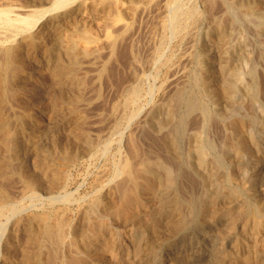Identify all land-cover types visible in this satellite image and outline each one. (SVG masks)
Listing matches in <instances>:
<instances>
[{
	"label": "bare ground",
	"instance_id": "bare-ground-1",
	"mask_svg": "<svg viewBox=\"0 0 264 264\" xmlns=\"http://www.w3.org/2000/svg\"><path fill=\"white\" fill-rule=\"evenodd\" d=\"M158 1L160 2V0H29V2L32 5L31 6L32 8L31 7L28 8L27 5L25 7L22 6L23 3L20 2V0H19L17 2L22 3V5H20V3H19V5H5V6H1L2 4L0 5V218L6 217V220L7 219L9 220V219H12L11 217L13 214H15V216L17 215V213L19 214L21 208L18 207L19 205L17 204V201L20 198L19 196L23 195L25 192H31L32 196L35 198L36 193L38 192V191L36 192V190H38V188L42 189L43 193L42 192L41 193L43 194V198L48 201L46 204V207L41 209V211H38V212L36 211L35 213H32V215L30 214L29 217H27V215H26L25 217H27V218H26L25 222H23V220L21 221V220H18L16 218V221L14 222V224L12 226L13 228L11 227L9 237L4 241V245H3L4 258L2 260L3 264H104V260H106L107 258L118 259L119 258L118 256H120V255H126V257H122L125 259L123 261H120L117 264H144V263H141L142 258H139V256L141 257L142 251H144L145 248L147 247L144 244L142 245L141 239H143V238L136 239V235L133 232L134 235L129 236V239L127 238L128 241L125 242L123 237H122L123 236V229L120 226L123 225V227H125V226L133 225L136 227V225L138 223L142 222V225L145 223H148L149 226H147V227H149V229L155 234H158L161 230H163V229H160V226H162L159 224L160 219H159V221L156 219L157 217H155V219H154L153 213L152 212L149 213V211L151 210V207L153 208V204L155 202L161 201V197H159V194H161V193L158 194V190H157L158 188H160L159 186L172 185V184H174L175 181L178 180V176H181V175H183V177H184L183 180H185L186 176H187V178L189 180H191V182L189 181V183H191L190 185L192 186L191 188H188V187H185L184 184H182L180 186V183H179V190L184 191L182 193H186V195H187L185 203L190 205L192 207L191 209L194 210V214L191 215L193 217H192L191 223L188 225V229L191 230V227L194 224H196L195 222H197L198 219H200V218L206 219V218H210V216L215 217L218 214L219 211L216 209L214 210V208L211 207L213 205V203H212V205L211 204L208 205V207L205 209L200 206L199 199H198L197 195L194 193L195 188L193 187V185H195V184L198 185V183L200 184V182H199L200 179H198L199 180L198 181L197 178L202 173L198 170H195L194 167H193L194 171H196L197 173L200 172L199 176L196 175L197 173L193 174L194 172L192 173L191 170H190L191 173L186 172L187 171L186 169H188V168H186V164H187L186 158L188 157V154L190 153L191 149H197L199 156H200V154L201 155L203 154V155L207 156L209 159H211L210 163H212L211 164L212 169H213L214 173L217 175L218 173L220 174L219 171L221 169L226 167V162H225L226 158L224 155L227 154L226 153L227 151L230 153H233L234 157L236 159V162H238L239 161L238 159H240L241 154L244 153L245 151L249 150L248 149L249 143L255 142V141H252L253 140L252 137H251L252 140L249 139V137H248L249 130H250L248 123H250V122L245 123L243 120L240 121L241 134H238V136H235V137L232 136V139L230 140V142H227L226 140L223 142V140H224L223 139L218 144L214 143L212 141V138L211 139L209 138V137H212L211 136L212 134L209 136L208 132H210V131H208V130L210 128H212V126H214V124L219 129L218 130L219 133L221 131L226 132L229 130L228 127L231 124L228 125V116L226 118L222 117L224 115V112H226V114L227 113L230 114L229 119L233 118L231 116V113H233L234 110L235 111H242V113L244 112L245 117H247V118L249 117L248 119H252V115L255 113V112L252 113V111L254 109L251 110L253 105L254 106H256V105L263 106V109H264V82H263L264 80L263 81L259 80V74H261V73H259V69H258L259 63L256 61V59L253 56H251L250 64L248 63V60H246L248 65L246 67H244L245 71L242 72V70H241V71H239L238 74H237V70H238L237 67H239V65L236 68H233L234 65L233 66L231 65V62L234 59L233 57L235 56L234 50H235V44L237 42V39H242L244 44H245L247 41V38H249L250 35L252 38H255V40H257L261 36L262 37L264 36V22L261 21L262 15H264V0H200V6L202 7L201 10L198 6L199 4L198 5L192 4L191 7L188 6L189 8L187 7V9H186L185 6H184V8H180V5H179L180 0H164V9L163 10H166L168 12V17L166 19L164 18V22H161L163 32L164 33L166 31L170 32V30L172 29V27H170V26L174 25L173 26L174 28H173L172 32H170L169 35H171V33H172L173 37L174 38L177 37L181 44L183 43L184 39L186 38L190 41V42L187 41L189 46H190L189 43L192 42L193 46L194 45H195V47L198 46V48L202 47L203 48V58L200 59V57H199V59H197V56H195V54H194L195 51L190 50L191 53H189L190 51L187 50V51H189L187 53L188 54V57H187L188 62H189V64L191 63L192 66H194L193 65V63H194L195 67H191V68L189 67V69L186 70V72H184L185 74H183V75L181 73V72H183V71H181L182 69L179 68V69H181L180 70L181 76L177 75L179 72L176 73V75L174 77L172 76L173 79L169 83L170 84L169 89L167 87L168 91L166 90L167 92L166 91H165L166 93L164 92L166 94V97L163 96L164 98L159 104L157 102L158 106L160 104L164 105L163 107H165V108H163V109H166V107L168 108L169 113H167V114L169 115V117L167 120L170 124V128H168L167 130H164L163 129L164 126H161V128L164 130V132H163V130H159L160 128H158V129H155V130H159L158 133H148V131H147L148 128L146 125H147V119L150 118L149 117L150 113H149V114H146L147 116L145 118H143L142 121L138 120L140 123L138 124L136 130H134V129L132 130L134 132L128 133V135H123L124 132L122 131L123 132L122 138H123V142L125 143V148H123L124 149L123 152L120 153V154H122L121 156H119V157H122L121 160L117 164L116 163H115V165L113 164V166H115L113 175L110 173L112 175V178L109 179L107 183H104L105 185L103 184V186L96 192V194L93 197L90 198L89 201H87L86 203L84 202L83 204L80 203L81 205L78 206V208L76 210L77 214H76L75 222L73 221L74 218L71 219L74 211L72 212L73 208L71 207L70 202H69L70 198L69 197H68L69 199L66 198L67 195L59 196L58 195L59 193H57V191H58L57 189L62 184L56 178H53L51 180L50 176H49V178L51 181L49 183H47V182L45 183V178H44L45 174L44 173H47V171H45L43 173V175L41 173L48 166L49 167L53 166V164L56 163L60 158V157L57 158L52 154L53 150L61 147L56 136H52V139H50L51 143L49 144V142H47L48 143L47 146L43 145L40 141V139H42V136L44 134L54 135L56 125L54 126V124H52L50 126H46L47 123H45L44 119H41L42 122H37L38 120L36 122L35 121L33 122V120H35L34 119L35 117H34V115L31 114V111H29L31 114L29 116L27 113L26 114L22 113L21 109L18 110L17 107H14V108H17V110L14 109L12 105L15 103L11 104V102H12L11 100H13V98H14L13 96L17 95L18 90H22L23 87H25L27 84H29V82H31L32 71L34 69H37L35 67L37 65H43L47 68V71L50 70L51 73H49V74H51L50 75L51 77L53 76V79H54L53 82L55 83L54 84L55 87H53V88L56 89L55 96L52 95V96H54V98H53V101L51 102V105L53 104L52 105L53 115H51L52 111L49 110V112L50 111L51 112H50L48 118L49 117L51 118V116L53 118H55V124H56V123H58L57 121L59 120V118L64 117L66 124L68 123V125L71 129V130L68 129L69 133L71 132V135L69 134L70 135V137H69L70 143L69 144H71V147H70V149L68 148L70 153H71L70 160L75 161V159L79 158L80 156L84 157L88 154L93 153L95 150L98 151L99 148L101 149L102 147H106L108 145L106 138L100 134L99 135L93 134V132H91L87 128V123H88L87 121L91 120V116H90V119L86 120V118H89V116L86 117V115H88V114L85 115V117H86L85 118L84 115H82V113H81V110H80L81 105L84 104V106H87V105L89 106V104L91 103L90 99L86 98L88 96L85 95V92L92 90L93 92H95L96 96L101 95V94H99L100 91L96 86H98V84L100 82L102 83L103 80H106V77H105L106 69H108V68H110V66H112V64H113L112 61H114L117 64L120 62L119 60L121 59V57H120L121 55L117 53V51H119L118 47L120 46V42L121 43H123V42L127 43L126 40L125 41H122V40H124L125 37L127 38V36H129L128 34L131 31L132 27H134L135 24H137V22L139 23V21H141V19L140 20L138 19L139 21L135 22V24L133 26L134 20L137 19L136 15L140 11H146L149 8H151L152 6H156ZM24 2H26V1H24ZM193 2L196 3V1H193ZM193 2H191V3H193ZM5 3H6V1H5ZM45 3H47L49 6L43 7L42 5ZM121 6L123 9L121 8ZM159 6L161 8L162 5H159ZM114 10L117 11V14L115 16L113 15V17H112V13H116V11L114 12ZM151 10H149V11H151ZM84 12H88L90 14L89 20H91V19H92V21L96 20L100 23V26H99V23H98V26L100 27V29L102 28L101 29L102 30V32H101L102 37L98 38L95 34L96 32L94 33V30L91 29L92 27L90 28L89 26H86V25L80 26L79 24H75L74 27L72 28L71 33H69V35L66 33L65 36L67 38L65 39L62 36L63 26H65V27L69 26L71 24V22L73 21V19L79 18L78 16L80 14H83ZM140 13L143 14V12H140ZM256 16L261 17V18L259 17L261 23H257L256 21L252 20V18L254 19V17H256ZM80 18L78 19L79 21H80ZM82 20H84V19H82ZM147 20H148V17H147ZM248 20H250V22L252 24L249 23ZM257 20H258V18H257ZM247 22L249 23L248 25H246ZM258 22H259V20H258ZM142 23H143V17H142ZM148 23L149 22L147 21L146 24H148ZM161 23H159V24H161ZM149 24L152 25V23H149ZM138 25H136V26H138ZM70 27H71V25H70ZM139 27H140V25H139ZM158 28H160V27L158 26ZM169 28H171V29H169ZM64 31H67V30L65 29ZM149 31H150V27H149ZM132 32H130V33H132ZM156 32H157V30H156ZM161 33H162V31H161ZM152 34H151V32H149L148 36L152 35ZM154 35L155 34H153V37H155ZM164 35H166V34H164ZM172 35H171V37L169 36L170 39L172 38ZM158 36H159V33H158ZM61 37L64 38L65 40L64 39L62 40ZM134 37L136 39V36H134ZM150 37L152 38V36H150ZM200 37H201V39H200ZM129 38H131V37H129ZM133 39H132L131 44L130 45L128 44L129 46L125 45L126 48L120 47V51H121V48L124 49V51H122L121 54L127 58L126 59L123 57L122 60L126 59L127 63L125 64V62H124L123 65L125 64V66L122 65V67L124 70L127 69V75L125 74L127 77V80H125L126 78L124 80H125V82L129 81V84H126L121 88H120L121 85L120 86L118 85L119 86L118 90L116 88L117 85L115 86V84L114 85L112 84L116 88L117 92L119 91V94H117V96L115 95L117 92L116 93H115V91L113 92L114 89H112V91H110L111 93L112 92L115 93L114 98H117L116 99L117 101H115L114 103L111 102L112 106L110 107L111 113L114 115V118H115V120H114L115 123L114 122L112 123V124H114V126L112 128V132H116V133L119 130H121V128L124 125L129 124L134 118H136V116H138V115H136L138 113V110L134 108V104L140 98V96L142 94L141 93V91H142L141 87H143V85L141 86L142 78L139 75L138 69L142 68L144 63L148 62V64H149L150 61L152 62L154 60L153 58H155L156 56L160 57L162 55V53H161V55L159 56V54L162 50V47L165 43V40H166V38L162 35V37L160 38L159 44L157 45L156 43H157L158 39H156V42H155L156 47L153 51L154 53L151 55L150 58L146 57L149 59L144 61L145 58L143 59V57L140 55L141 53L139 52L140 46H142V45L140 44V42H138V43L134 42L135 39L134 40ZM139 40H142V38ZM153 40H152V42H154ZM200 40H201V42H200ZM150 42H151V40H150ZM142 43H143V41H142ZM152 44L154 45V43H152ZM122 45H124V44H122ZM150 46H152V45H150ZM189 46H187V47L189 48ZM239 46H241V45H239ZM251 46H252V44H251ZM166 49H168V48H166ZM191 49H193V47ZM241 49H243V48H241ZM256 49H258V48H256ZM260 49H261V47H260ZM152 50H150V51H152ZM192 52H194V53H192ZM241 52L242 51H240L239 53L242 54ZM116 53L118 55H116ZM166 53H164V54H166ZM104 54L106 55L107 59H104L105 57L103 58ZM145 54H149V53H145ZM164 54H163V56H165ZM262 54H264V53H262ZM39 56H41V57L39 58ZM117 56L120 57L119 60L117 59L118 58ZM181 56H182V54H181ZM246 56H248L247 53H246ZM255 56H257V55H255ZM260 56H259V58H260ZM115 57H117V58L115 59ZM262 57H263V55H262ZM162 58H160V59H162ZM109 62H112V64ZM115 63L113 65H116ZM257 63H258V66H257ZM106 64H110V66L108 67ZM146 65H144V66H146ZM173 65L174 64H172V66ZM106 66L108 68H106ZM154 66H156V65H154ZM263 66H264V64H263ZM93 67H96V69H94ZM112 67H114V66H112ZM116 67H117V65H116ZM122 67H120L121 69H119V70H123ZM124 67H126V69ZM118 68H119V66H118ZM173 68H174V66H173ZM173 68H170V69L173 71ZM39 69H40V67H39ZM41 69H43V68L41 67ZM112 70L114 71V70H116V68H113ZM112 70L110 72H113ZM119 70H117V72H115V73L119 74V72L120 73L123 72V71L121 72ZM174 70H175V68H174ZM183 70L185 71V69H183ZM38 71H37V73H39ZM125 73H126V71H125ZM158 73H160V72H158ZM233 74L234 75L237 74V76H236V79L234 78L235 80L232 79L233 80L232 81L231 75H233ZM107 75H108V73H107ZM113 75L114 74H112V77H113ZM119 75L122 76V74H119ZM119 75H118V77H120ZM143 75H144V73H143ZM113 78H114V81L117 80V78L115 76ZM107 79H109V77ZM160 79L161 78H159V80ZM118 80H123V78L122 79L119 78ZM146 81H147V79H146ZM32 82H31V85H32ZM238 82L242 83V87H243V83H244V85L246 87V91H245L244 95L239 93L238 84H237ZM115 83H116V81H115ZM117 83H119V82H117ZM109 84L111 86V80L107 83L108 86H109ZM113 86H111V87H113ZM149 90H151V88ZM152 90H151V92H152ZM143 92H144V90H143ZM149 93H150V91H149ZM145 94H147V93H145ZM110 95L112 96V94H110ZM96 96L94 98H96ZM150 96H151V94H150ZM20 98H22V97H20ZM88 98H90V97H88ZM97 98H99V97H97ZM16 99L17 98L15 97V100ZM143 99H145V98H143ZM22 101L23 100L21 99V102ZM17 102H16V104H17ZM23 102H25V100ZM93 103H95V101ZM93 103H92V105H93ZM106 104H104V105L106 106ZM109 104L110 103L108 102V105ZM210 105L212 106V110L214 108L215 113L211 112V106ZM46 106H47V104H46ZM49 107H50V105H49ZM147 107H148V105H147ZM21 108H22V106H21ZM41 108L43 109V107H41ZM88 108L90 109V107H88ZM102 108H105V107H102ZM160 108H162V107H160ZM183 108L185 110H184V113L182 114L181 110ZM47 109H49V108H47ZM86 110L87 109H84V111H86ZM99 110L101 111V107H100V109H97V111H99ZM89 111H90V114L93 111L95 113L96 109L95 110L93 109V111H91V110H89ZM24 112H25V110H24ZM35 112H34V114H36ZM108 112H110V111H108ZM212 113H214V115ZM37 114H38V112H37ZM167 114H165V116ZM238 114H240V113H238ZM40 115H39V117H40ZM47 115L48 114H46V117H47ZM94 115H96V114H94ZM110 116H112V115H110ZM43 118H45V116ZM141 118H138V119H141ZM64 119H62L61 122ZM99 119H101V117ZM105 119L103 118V120H105ZM151 119H153V116ZM159 119H160V117H159ZM97 120H98V117H97ZM155 120H157V119H155ZM138 121H136V122H138ZM255 121H256V119H255ZM229 122H230V120H229ZM49 123H50V120H49ZM95 123H97V122H95ZM95 123L93 122V124H95ZM103 123L104 122H102V124ZM59 124L61 125L60 122H59ZM93 124H91V125H93ZM153 124H155V123H153ZM234 125H236V124H234ZM234 125H232V126L234 127ZM232 126H230V127H232ZM62 127H63V125H62ZM95 127H97V126H95ZM109 127H110V125H109ZM167 127H168V125H167ZM187 128H192V130L189 133H186L187 131H184V130ZM101 129H103V128H101ZM160 131H162V132L159 133ZM236 131L238 133V130H234V132H236ZM67 132L68 131H66V133ZM101 132H102V130H101ZM146 132L148 134L147 135L148 137L144 136V133L146 134ZM214 132H216V131L214 130ZM106 133H109V132H106ZM216 134H217V132H216ZM228 134H229V132H228ZM214 135H215V133H214ZM222 135H223V133H222ZM186 137L190 141L195 138L196 140L194 139L195 140L194 142L197 144L198 147H196L194 145L195 148H193L194 146H192L193 144L191 143L192 145H190V146L186 145L187 147L184 145V147L182 148V141L181 140H184V139L186 140L187 139ZM230 137H231V135H230ZM227 138L229 139V137H227ZM219 139H221V138H219ZM191 142H193V141H191ZM23 145H25L24 147H26V148H22ZM253 145H254V143H253ZM110 147H112L111 144H110ZM185 147L188 150V152L185 151ZM61 150L62 151H60V149H59V151L63 155H65L64 152L66 150V147L65 146L61 147ZM104 150H105V148H104ZM33 151L35 152L34 155H37V159L39 161L38 166L34 165L35 168L38 167L40 169V172L38 174H34L35 172L32 173V171H30L29 169H26V168H28V166L26 167L28 162L25 165V162L29 159V158L28 159L26 158V155L30 154V152H33ZM116 153L118 154V151H116ZM116 153H113V154L115 155ZM247 154H249V153H247ZM106 155H107V153H106ZM112 156H111V158H112ZM226 156H228V154ZM95 157H96V155H95ZM107 157H110V154H109V156L107 155ZM116 157H114V158H116ZM257 157L259 159L256 158V160H257L256 162H259L260 165H261V163H264V154H260ZM25 158H26V161H25ZM33 158H34V156H33ZM200 158H201V156H200ZM66 160L70 164L71 161H69V159H66ZM232 160L235 161L234 158ZM232 160H230V161L232 162ZM203 161H204V159H203ZM185 162H186V164H185ZM210 163H209V165H210ZM237 164H239V162ZM31 165H33V164H31ZM31 165H29V166H31ZM188 165L190 166V164H188ZM191 165H193V164H191ZM194 165H196V164H194ZM246 165H247V163H246ZM246 165H245V167H246ZM189 166H187V167H189ZM198 167H199V165H198ZM198 167H196V168H198ZM207 167H208V165H207ZM257 167L260 168V166H258V165H257ZM61 171H63V170H61ZM210 173L211 172H209V175H211ZM205 174L203 172V174L200 177L203 178V175H205ZM229 174H231V173H229ZM243 174H244V169H243V171L239 170L238 175H240V177H241ZM58 175H59V173H58ZM246 175L248 176V174H246ZM219 176H218V178H219ZM253 176H254V174H252V177ZM206 177H208V176H206ZM248 178H249V176H248ZM242 179H244V178H241V181H242ZM205 180H203V182L204 181L207 182V179H205ZM227 180H228V178H227ZM231 180H233V178H231ZM238 180H240V179H238ZM245 180H247V179H245ZM236 181H237V179L235 180V183H236ZM250 181H251V179H250ZM69 182H70V180H69ZM218 182L221 185L225 186L224 180L220 179V180H218ZM237 182H239V181H237ZM231 183H233V182H231ZM100 184H102V183H100ZM229 184L230 183H228V185ZM239 184H240V182H239ZM247 184H249V183L247 182ZM233 186H234V184H233ZM240 186H242V185H240ZM249 186H250V184H249ZM177 188H178V186H177ZM220 189H222V188H218V190H220ZM205 190H207V189H205ZM234 190H235V188H234ZM64 191H65V189H64ZM231 191H233V189ZM231 191L230 192L227 191L229 193H232L231 199L234 201H238L240 197L237 199L236 194L238 196H239V194L236 191H233V192H231ZM174 193H176V192H174ZM32 196H30V197H32ZM38 196H40V195H38ZM68 196H69V194H68ZM162 196L164 197V195H162ZM39 198L40 197H38L37 199H39ZM43 198H41V199H43ZM64 198H66V200ZM169 198H171V197H169ZM199 198H200V196H199ZM220 198H222V197H220ZM245 198H246V196H245ZM33 199H32V201H33ZM174 199H176V198H174ZM39 200H38V203H39ZM179 200H181V198H179ZM76 201L79 202V200H76ZM82 201H84V200H82ZM248 201H249V199H248ZM170 203L174 204V206H175V203H173V202H170ZM75 204H76V202H75ZM187 204H185V205L187 206ZM258 204L259 203H257V205ZM261 204L262 203L260 202V205ZM78 205H79V203H78ZM160 205L161 204L157 205V206H159L158 208H160ZM163 205H165V204H163ZM214 205H215V203H214ZM222 205H224V204L222 203ZM222 205L221 206L219 205V206L222 208V207H224ZM27 206H29V205H27ZM157 206H155V207H157ZM229 206L230 205H228V209H229ZM183 207H184V205H183ZM183 207L182 206L180 207L181 211L184 209ZM254 207H256V206H254ZM25 208H27V207H25ZM31 208H32V206H31ZM34 208H36V207H34ZM225 208H227V207H225ZM170 209H173V208H170ZM255 209H253V211ZM175 210L173 209L172 211H174V213H175ZM219 210H221V209H219ZM172 211H170V213ZM239 211H238V213H239ZM256 212L260 213V209L259 210L257 209L255 212L248 213L245 216V218L247 220L246 226L251 228L253 231H254V229L258 231L257 234L254 233L255 235H253L252 242L249 243V241H251V240L246 242L245 234L243 236V234L240 233V234H242V236H239L236 239V241H237L236 244H234V246L232 248H230V250L231 249L232 250L229 253L226 252L227 254L222 253L224 250L223 251L219 250L220 253H219V255L217 254L218 256H217V258H215V261L213 264H262V262H264V256H263L264 254H261V256H260V251H263V248H264V221H263L264 217L261 220L260 219L261 217L259 218L258 214H256ZM154 213H156V212H154ZM183 213H184V211H183ZM238 213H237V215H238ZM176 215H177V218H180V216H178L177 213H176ZM181 215H185V216H183L184 219L190 217V216L186 217V214H182V213H181ZM109 216H112L114 218V221H115L114 226H110L112 224V222H110ZM164 216H165V213H163L161 217H164ZM232 217L233 216H231V218ZM234 218H236V217H234ZM234 218H233V220H234ZM22 219H24V218H22ZM70 219L72 220V222L70 221ZM175 219H176V217H175ZM165 220H167V219H165ZM181 220H183V219H181ZM226 220H228V219L226 218ZM111 221H112V219H111ZM9 222H10V220H9ZM176 222L178 223V221H176ZM209 222H210V220H209ZM168 223H170V222H168ZM173 223L175 224V222H173ZM234 223H235V221H234ZM234 223L232 226H234ZM244 223H245V221H244ZM167 224H164V225H167ZM241 224L242 223H240V225ZM5 225H7V223H5ZM186 225H187V223H186ZM196 225H198V224H196ZM229 226H227V227H229ZM244 226H242V227L240 226L239 229L243 228ZM147 227L146 228L142 227V228L144 229V231H147V230H149V229H147ZM199 227H201V226H199ZM174 228H176V226H174ZM174 228H172L173 230H171V229L170 230L176 231L177 228L176 229H174ZM186 228H187V226H186ZM231 228H229V229H231ZM0 229H2L1 226H0ZM133 229H135V228H133ZM143 229L140 230V237H141L142 233L144 234ZM179 229L181 231V227H178V232H180ZM6 230H8V229H6ZM130 231H132V230L130 229ZM196 231H197V229H196ZM231 231H235V229L231 230ZM148 232H150V231H148ZM191 232H193V231H191ZM200 232H201V230H200ZM250 232H252V231H250ZM3 233H4V231H3ZM3 233H2V235H3ZM148 236L151 237L153 235H148ZM157 236L158 235H156V238L159 237V236L158 237ZM217 236H220V235H217ZM229 236L230 235H228L227 240H229ZM3 237H5V236H3ZM219 238H221V237H219ZM231 239H233V238H231ZM247 239H249V238H247ZM201 240H202V237H201ZM204 242H205V240H204ZM218 242L220 243L221 241H218ZM223 243H224V241H223ZM185 244H187V243L185 242ZM221 245L218 247H221ZM156 246L159 247V245H156ZM179 247L180 246L178 244H175L173 247L168 249L169 253L166 254L164 252L166 254L165 255L166 257L164 259L166 261L165 264H172V263L178 262V260H180L176 256H174V253H173ZM152 248H153V245H152ZM201 248H203V247H201ZM124 250H125V252H124ZM149 250H151V248H149ZM225 250H227V249H225ZM151 251H154V250H151ZM180 251L183 255V257L181 256V258H183L186 263H188V264H200L202 262L201 255L198 251H193L191 253L190 249L188 250V248H185V247L181 248ZM122 252H124V254H122ZM154 252H157V251L155 250ZM160 253H161V251H160ZM214 254H215V252H214ZM148 255H150V254H148ZM152 255H154V254H152ZM180 255L181 254H179V256ZM145 256H147V255H145ZM1 258H2V256H1ZM211 259H213V258H211ZM106 262H108V261H106ZM180 262H181V260H180ZM105 264H107V263H105ZM206 264H209V263H206Z\"/></svg>",
	"mask_w": 264,
	"mask_h": 264
},
{
	"label": "rangeland",
	"instance_id": "rangeland-1",
	"mask_svg": "<svg viewBox=\"0 0 264 264\" xmlns=\"http://www.w3.org/2000/svg\"><path fill=\"white\" fill-rule=\"evenodd\" d=\"M5 1H6V3H5ZM9 1V2H8ZM17 1H19V0H1L0 1V5L1 6H5V5H19V3L20 2H22L23 3V5H22V3H20V5H22V6H28V8L29 7H31L32 5H31V3L29 2V0H20V2L18 3ZM24 1H26V2H24ZM193 1H196V3H194ZM199 1V2H198ZM9 4H8V3ZM182 2V3H181ZM191 2H193V3H191ZM12 3V4H11ZM18 3V4H17ZM160 3V4H159ZM180 4V8H184V6L186 7V9H187V7L189 6V7H191L192 6V4L194 5V4H196V5H198L199 6V8H200V10L202 9V7L200 6V0H180V2H179ZM30 5V6H29ZM158 5V6H157ZM159 5H162L161 6V8H160V6ZM43 7H47V6H49L47 3H45V4H43L42 5ZM188 7V8H189ZM32 8V7H31ZM121 8H122V6H121ZM123 9V8H122ZM152 9V10H151ZM164 9V0H160V2L158 1V3L156 4V6H152L151 8H149L148 10H146V11H140V12H143V14L142 13H140V12H138V14L136 15V20H134V23H133V26H134V24H135V22H137V21H139L140 19H141V21H139V23L137 22V24H135V26L134 27H132V29H131V31L130 32H132L133 30V32L132 33H130L129 32V36H127V38L125 37L124 38V40H122V41H127V43L126 42H123V43H121L120 42V46L118 47V50L119 51H117V53L118 54H120L119 56L121 57V59H120V57L119 56H117V57H115V59L117 58L120 62L117 64V63H115L114 61H112L113 62V64L115 63L116 65H117V67H116V65H113L112 64V62H109V63H111L112 64V66H114V67H112V66H110V64H106L108 67L110 66V68H108L107 66H106V68H108V69H106V73H105V77H106V80H103V82L101 83H99L98 84V86H96L98 89H99V94H101L100 96L98 95V96H96V94H95V92H93L92 90H90V91H87V92H85V95L86 96H88V97H90V98H88V97H86L87 99H90V101H91V103L89 104V106L87 105V106H84V104L83 105H81V113H82V115H84V117H85V115L86 114H88V115H86V117H88L89 116V118H86V120H88V119H90V116H91V120H88L87 122V128L91 131V132H93V134H97V135H102L103 137H105L106 138V141H107V143H108V145L106 146V147H102L101 149L99 148V150L98 151H94L93 153H91V154H88V155H86V156H84V157H79V158H76L75 159V161H71L70 160V156H71V153H70V151H69V149H70V147H71V144H69L70 143V135H71V132L69 133V130H71L70 129V127H69V125H68V123L66 124V122H65V119H64V117L63 118H59V120L57 121L58 123H56L55 124V118H53L51 115H53V110H52V105H51V102L53 101V98H54V96H55V93H56V89L55 88H53V87H55V83L53 82L54 81V79H53V76L51 77L50 75L51 74H49V73H51L50 72V70H48L47 71V68L45 67V66H43V65H37L35 68H37V69H32L33 71H32V75H31V82H32V85H31V82H29V84H27L25 87H23V89L22 90H18V93H17V95L16 96H13L12 98H13V100H11L12 102H11V104L12 103H15V104H13L12 106H13V108L14 107H17L18 108V110L19 109H21V112L22 113H27L29 116L32 114V115H34V119L35 120H33V122L35 121H37V122H42V120L41 119H44V121H45V123H47L46 124V126H50V125H52V124H54V126H55V134L54 135H51V134H44L43 136H42V139H40V141H41V143L43 144V145H46L47 146V142H49V144L51 143V140L50 139H52V136H56V138H57V140H58V142H59V144H60V146L61 147H66V150H65V152H64V154L65 155H63L60 151H62L61 150V147L60 148H57V149H55V150H53V155L55 156V157H57V158H59V160L56 162V163H54L53 164V166H48L47 168H45L44 170H43V172H41L42 173V175H43V173L45 172V171H47V173H44L45 175H44V178H45V183L47 182V183H49L53 178H56V179H58L59 180V182L62 184V185H60L59 186V188L56 190L57 191V193H59L58 195L59 196H65V195H67L66 196V198H68L69 199V202H70V205H71V207L73 208V210H72V212L74 211V213L72 214V217H71V219H73V221L75 222V219H76V214H77V208H78V206H80L81 204H83L84 202L86 203L87 201H89L90 200V198L91 197H93L95 194H96V192L103 186V184L104 183H107L108 182V180L109 179H111L112 178V175H113V172H114V167L115 166H113V164L115 165V163L117 164L120 160H121V158L122 157H119V156H121L122 154H120V153H122L123 152V148H125V143L123 142V135H128V133H132V132H134V131H132L133 129L134 130H136V128H137V126H138V124L140 123L139 121L141 120L142 121V119L143 118H145L147 115L146 114H149L150 113V118H148L147 119V131H148V133H158V131L159 130H167L168 128H170V124H169V122H168V117H169V115L167 114V113H169V110H168V108L166 107V109H163V108H165V107H163L164 105L163 104H160L159 106H158V104L163 100V98L164 97H166V92L168 91L167 90V87H168V89H169V83L171 82V80L173 79V77L176 75V73H178L177 75L178 76H181V73H182V75L183 74H185L184 72H186V70H188L189 69V67L191 68V67H195V64L193 63V65L194 66H192V64L190 63L189 64V62H188V52L191 50V51H195V53L194 52H192V53H194L195 54V56H197V59H199V57H200V59L201 58H203V48L202 47H199L198 48V46H196L195 47V45L193 46V44H192V42L191 43H189L190 44V46L188 45V42H190L188 39H184V41H183V43L181 44L180 42H179V39L177 38V37H173V35H172V33H171V35H172V38L170 39V37H171V35H169L170 34V32H172V30H173V26L174 25H171L170 27H172V29L171 28H169V29H171L170 30V32L169 31H166L165 33L163 32V30H162V23L161 22H164V18L166 19L167 17H168V12L166 11V10H163ZM149 10H151V11H149ZM116 10H114V12H115ZM155 11V12H154ZM161 11V12H160ZM163 11V12H162ZM165 11V12H164ZM113 12V11H112ZM160 12V13H159ZM86 13V14H85ZM151 13V14H150ZM117 14V11H116V13H112V17H113V15L115 16ZM155 14V15H154ZM160 14V15H159ZM165 14V15H164ZM86 15V16H85ZM140 15V16H139ZM158 15V16H157ZM88 16V17H87ZM164 16V17H163ZM79 18H80V21L78 20L79 18H75V19H73V23L71 22V27H70V25L69 26H63V28H62V36L66 39L67 37L65 36L66 35V33L69 35V33H71V31H72V28L74 27V25L75 24H79L80 26H83V25H86V26H89L92 30H94V33L96 34V36L98 37V38H100V37H102V34H101V32H102V28L100 29V23L98 22V21H92V19L91 20H89L90 19V14L88 13V12H84L83 14H80L79 16H78ZM142 17H143V23H142ZM147 17H148V20H147ZM259 17L260 16H256V17H254V19L252 18V20H254V21H256L257 23H261L260 22V19H259ZM154 18V19H153ZM257 18H258V20H259V22H258V20H257ZM261 18V17H260ZM82 19H84V20H82ZM139 19V20H138ZM150 19V20H149ZM157 19V20H156ZM149 22V23H152V25L151 24H146L147 23V21ZM145 21V22H144ZM154 23H153V22ZM249 21V23H251L250 22V20H248ZM261 21L262 22H264V15H262V18H261ZM81 22V23H80ZM96 22V23H95ZM253 22V21H252ZM98 23H99V26H98ZM159 23H161V24H159ZM248 22H247V24L246 25H248L249 24ZM140 25V27H139V25ZM252 24V23H251ZM136 25H138V26H136ZM142 25V26H141ZM147 25V26H146ZM150 27V31H149V27ZM155 26V27H154ZM158 26L160 27V28H158ZM135 28V29H134ZM67 30V31H64V30ZM160 29V30H159ZM156 30H157V32H156ZM70 31V32H69ZM159 31V32H158ZM161 31H162V33H161ZM65 32V33H64ZM149 32H151V34L153 33V34H155L154 36L155 37H153V34L152 35H149L148 36V34H149ZM145 33V34H144ZM158 33H159V36H158ZM166 34V35H164V34ZM101 36H100V35ZM139 34V35H138ZM67 35V36H68ZM132 35V36H131ZM145 35V36H144ZM147 35V36H146ZM162 35L166 38V40H165V43H164V45H163V47H162V50H161V52H160V54H159V56L161 55V53H162V57L160 56V57H158V56H156L155 58H153L154 60L151 62H149V64H148V62L147 63H144V65H146V66H142V68H140V69H138V72H139V75L141 76V78H142V83H141V86L143 85V87H141V93L145 96H143L142 94H141V96H140V98L135 102V104H134V108L135 109H137L138 110V113L136 114V115H138V116H136V118H134L129 124H126V125H124L122 128H121V130H119L117 133L116 132H112V128H113V126H114V124H112L113 122L115 123V118H114V115L111 113V106H112V103H114L115 101H117L116 99L117 98H114V96L116 95L117 96V94H119V91L117 92V90L119 89V86H120V88L121 87H123L124 85H126V84H129V81L128 82H125V80H127V77H126V75H127V69H126V67H124L126 70H124L123 69V67H122V65H123V63L125 62V64L127 63L126 62V57L125 56H123L121 53H122V51H124V49H122V48H126V46H129L130 44H131V42H132V39L134 38L135 39V37L134 36H136V39H135V41L134 42H140V44L143 46L144 44V46L142 47V46H140V55L143 57V59H144V61H146L147 59H149L150 57H151V55L154 53L153 51H154V49H155V47H156V44L158 45L159 44V41H160V38L162 37ZM150 36H152V38L150 37ZM170 36V37H169ZM129 37H131V38H129ZM140 37V38H139ZM62 38V37H61ZM64 38H62V40L64 39ZM138 38V39H137ZM142 38V40H139V39H141ZM64 39V40H65ZM133 39V40H134ZM154 39V40H153ZM156 39H158L157 40V43L155 44V42H156ZM174 39V40H173ZM178 39V40H177ZM200 39H201V37H200ZM138 40V41H137ZM147 40V41H146ZM150 40H151V42H150ZM152 40L154 41V42H152ZM172 40V41H171ZM250 40V41H249ZM253 42H252V41ZM142 41H143V43H142ZM178 41V42H177ZM188 41V42H187ZM242 41V42H241ZM151 44H150V43ZM200 42H201V40H200ZM241 42V43H240ZM248 42V43H247ZM263 42V43H262ZM126 43V44H125ZM152 43H154V45L152 44ZM167 43V44H166ZM177 43V44H176ZM122 44H124V45H122ZM129 44V45H128ZM192 44V45H191ZM249 44V45H248ZM251 44H252V46H251ZM126 45V46H125ZM150 45H152V46H150ZM239 45H241V46H239ZM125 46V47H124ZM167 46V47H166ZM187 46H189V48L187 47ZM238 48H237V47ZM263 46V47H262ZM120 47H122L121 48V51H120ZM193 47V49H191ZM260 47H261V49H260ZM153 50H152V49ZM166 48H168V49H166ZM177 48V49H176ZM201 48V49H200ZM241 48H243V49H241ZM246 48V49H245ZM253 48V49H252ZM256 48H258V49H256ZM148 49V50H147ZM173 49V50H172ZM185 49V50H184ZM199 49V50H198ZM260 49V50H259ZM150 50H152V51H150ZM184 50V51H183ZM187 50H189V51H187ZM202 50V51H201ZM248 50V51H247ZM257 52H256V51ZM142 51V52H141ZM147 51V52H146ZM149 51V52H148ZM176 51V52H175ZM191 51L189 52V53H191ZM201 51V52H200ZM240 51H242L241 53L242 54H240L239 52ZM120 52V53H119ZM149 53V54H145V53ZM168 54H167V53ZM199 52V53H198ZM251 52V53H250ZM116 53V55H118ZM164 53H166V54H164ZM234 59H233V61L231 62V65L233 66V68H236L238 65H239V67H237L238 68V70H237V74L239 73V71H241L242 70V72L243 71H245V69H244V67H246L247 65H248V63L250 64V59H251V56H253L255 59H256V61L259 63V66H258V63H257V66H258V69H259V73H261V74H259V80H261V81H263L264 80V66H263V64H264V54H262V53H264V36L262 37H260V38H258L257 40H255V38H252L251 37V35L249 36V38H247V41H246V43L244 44V42H243V40L242 39H237V42H236V44H235V50H234ZM244 53V54H243ZM246 53H247V55L249 56H246ZM255 53V54H254ZM260 53V54H259ZM144 56H143V55ZM163 54L165 55V56H163ZM181 54H182V56H181ZM187 54V55H186ZM201 56H200V55ZM250 54V55H249ZM169 57H167V56ZM255 55H257V56H255ZM261 55V56H260ZM262 55H263V57H262ZM259 56H260V58H259ZM41 56H39V58H40ZM105 57V58H104ZM123 57L124 58H126V59H124V60H122L123 59ZM146 57H149V58H146ZM262 57V58H261ZM103 58L104 59H107L106 58V55L104 54V56H103ZM160 58H162V59H160ZM156 59V60H155ZM159 59V60H158ZM173 59V60H172ZM244 59V60H243ZM261 61H260V60ZM117 60V61H118ZM158 60V61H157ZM166 60V61H165ZM186 60V61H185ZM246 60H248V63H247V61ZM116 61V60H115ZM123 61V62H122ZM173 61V62H172ZM246 61V62H245ZM161 62V63H160ZM166 62V63H165ZM186 62V63H185ZM235 62V63H234ZM261 62V63H260ZM108 63V62H107ZM165 63V64H164ZM174 64L173 66H174V68H175V70H174V68H173V66H172V64ZM184 63V64H183ZM263 63V64H262ZM125 64L123 65V66H125ZM152 64V65H151ZM170 64V65H169ZM237 64V65H236ZM244 64V65H243ZM121 65V66H120ZM154 65H156V66H154ZM185 65V66H184ZM118 66H119V68H118ZM151 68H150V67ZM165 66V67H164ZM169 66V67H168ZM183 68H182V67ZM188 66V67H187ZM241 66V67H240ZM39 67H40V69H39ZM41 67L43 68V69H41ZM45 67V68H44ZM112 67V68H111ZM120 67H122V69L123 70H119V69H121ZM145 67V68H144ZM154 67V68H153ZM94 69H96V67H93ZM113 68H116V70H112ZM157 68V69H156ZM170 68H173V71L170 69ZM179 68H181V69H179ZM91 69V68H90ZM113 71V72H110L111 70ZM166 69V70H165ZM183 69H185V71L183 70ZM244 69V70H243ZM39 70V71H38ZM108 70V71H107ZM110 70V71H109ZM117 70H119V71H123L122 73H120L119 71V74H122V76L121 75H119L118 73H115V72H117ZM150 70V71H149ZM152 70V71H151ZM154 70V71H153ZM157 72H156V71ZM183 71V72H181V71ZM37 71L39 72V73H37ZM125 71H126V73H125ZM170 71V72H169ZM175 71V72H174ZM261 71V72H260ZM144 73V75H143V73ZM156 72V73H155ZM158 72H160V73H158ZM181 72V73H180ZM34 73V74H33ZM107 73H108V75H107ZM111 73V74H110ZM124 73V74H123ZM112 74H114L113 75V77L115 76L116 78L118 77V75L120 76V77H118L117 78V80H115L116 81V83L117 82H119V83H115V81H114V78L112 77ZM126 74V75H125ZM142 74V75H141ZM146 74V75H145ZM153 74V75H152ZM237 74H233V75H231V80L233 79V80H235L236 79V76H237ZM34 75V76H33ZM124 75V76H123ZM111 76V77H110ZM148 76V77H147ZM155 76V77H154ZM173 76V77H172ZM34 77V78H33ZM109 77V79L111 80V86H113L114 84H115V86H116V88H117V90H116V88L113 86V87H111L110 86V84H109V86L107 85V83L110 81L109 79H107ZM144 77V78H143ZM155 79H154V78ZM167 77V78H166ZM172 77V78H171ZM122 79L123 78V80H118V79ZM126 78V79H125ZM159 78H161L160 80H159ZM235 78V79H234ZM125 79V80H124ZM146 79H147V81H146ZM109 80V81H108ZM169 80V81H168ZM232 80V81H233ZM107 81V82H106ZM114 83H113V82ZM106 82V83H105ZM125 82V83H124ZM156 82V83H155ZM165 82V83H164ZM264 82V81H263ZM34 83V84H33ZM123 83V84H122ZM113 84V85H112ZM160 84V85H159ZM238 84V89H239V93L240 94H242V95H244L245 94V91H246V87H245V85H244V83H243V87H242V83L241 82H238L237 83ZM119 85V86H118ZM145 85V86H144ZM101 86V87H100ZM107 86V87H106ZM157 86V87H156ZM111 88V89H110ZM143 88V89H142ZM151 88V90H152V92H151V90H149ZM160 88V89H159ZM110 89V90H109ZM112 89H114L113 90V92L115 91V93H111L110 91H112ZM143 90H144V92H143ZM148 90V91H147ZM167 90V91H166ZM146 91V92H145ZM149 91H150V93H149ZM155 91V92H154ZM166 91V92H165ZM154 92V93H153ZM165 92V93H164ZM91 93V94H90ZM145 93H147V94H145ZM163 93V94H162ZM110 94H112V96L110 95ZM115 94V95H114ZM150 94H151V96H150ZM165 94V95H164ZM52 95H54V96H52ZM207 95V94H206ZM20 96V97H22V98H18V97ZM50 96V97H49ZM92 96V97H91ZM96 96V98H94ZM164 96V97H163ZM15 97L17 98L16 100H15ZM97 97H99V98H97ZM111 99H110V98ZM148 97V98H147ZM207 97V96H206ZM11 98V99H12ZM143 98H145V99H143ZM208 98V97H207ZM21 99L24 101L25 100V102H21ZM48 99V100H47ZM51 100V101H50ZM106 100V101H105ZM112 100V101H111ZM147 100V101H146ZM18 101V102H17ZM50 103H49V102ZM95 101V103H93ZM150 101V102H149ZM16 102H17V104H16ZM108 102L111 104H109L108 105ZM112 102V103H111ZM147 104H146V103ZM153 104H152V103ZM157 102H158V104H157ZM20 103V104H19ZM22 103V104H21ZM25 103V104H24ZM92 103H93V105H92ZM107 103V104H106ZM142 103V104H141ZM150 103V104H149ZM46 104H47V106H46ZM104 104H106V106L104 105ZM139 104V105H138ZM155 104V105H154ZM17 105V106H16ZM19 105V106H18ZM28 105V106H27ZM49 105H50V107H49ZM147 105H148V107H147ZM157 105V106H156ZM21 106H22V108L25 110V112H24V110L21 108ZM98 106V107H97ZM108 106V107H107ZM138 106V107H137ZM140 106V107H139ZM144 106V107H143ZM152 106V107H151ZM211 106V105H210ZM30 107V108H29ZM41 107H43V109L41 108ZM46 107V108H45ZM88 107H90V109L88 108ZM97 107V108H96ZM100 107H101V111L99 110V111H97V109H100ZM102 107H105V108H102ZM147 107V108H146ZM151 107V108H150ZM160 107H162V108H160ZM17 108H14V109H16L17 110ZM41 108V109H40ZM47 108H49V109H47ZM29 109V110H28ZM39 109V110H38ZM84 109H87L86 111H84ZM93 109L95 110L96 109V111H95V113H94V111H93ZM110 109V110H109ZM254 109V110H253ZM15 110V111H16ZM28 112H27V111ZM36 113V114H34V112ZM49 110H51L52 111V113H51V118L49 117L48 118V116H49V114H50V112H49ZM89 110H91V111H93L91 114H90V111ZM184 108L181 110V113L183 114L184 113ZM251 110H253L252 111V113H254L253 115H252V119H248L247 117H245V114H244V112L242 113V111H233V113H231V116L233 117V118H231V119H229V117H230V114L229 113H227L226 114V112H224V115L222 116V117H227L228 116V125L229 124H231V125H229V130L228 131H226V132H223V131H221L220 133H219V129L217 128V126L214 124V126L216 127H214V126H212V128H210L208 131H210V132H208V135L210 136L211 134V136L212 137H209L210 139L212 138V141L214 142V143H220V141L221 140H223V142L226 140L227 142H230V140L232 139V136L233 137H235V136H238V134H241V124H240V121H244L245 123H248V122H250V123H248L249 124V127H250V130H249V135H248V137H249V139H251V137L253 138V140L252 141H255V142H250L249 143V150H247V151H245L244 153H242L241 154V157H240V159H238L239 161V164H237L238 162H236V159H235V157H234V154L233 153H230V152H226L227 154H228V156L230 157L231 155V159L228 157V156H226V155H224L225 156V162H226V167L225 168H223V169H221L219 172H220V174L218 173L217 175L214 173V171H213V169H212V166H211V164L212 163H210L211 162V159H209L207 156H205V155H201L200 154V156H201V158H200V156H199V153L197 152V149H191L190 150V155L188 154V157L186 158L187 159V164H186V162H185V164H186V168H188V169H186L187 171L186 172H188V173H193V174H196L197 172L196 171H194V169L195 170H198V171H200L202 174H203V172H204V174L205 175H203V178L202 177H200L201 175H200V172H198L196 175L197 176H199L198 178H197V180L198 179H200V184L198 183V185H193V187L195 188V194L197 195V197H198V199H199V202H200V206L201 207H203L204 209L205 208H207L208 207V205H212V203H213V205L211 206L212 208H214V210L216 209V210H218L219 212H218V214L215 216V217H211L210 216V218H206V219H204V218H200V219H198L197 220V222H195L196 224H198V225H196V224H194L192 227H191V230L190 229H188V225L191 223V220H192V217L193 216H191V215H193L194 214V210H192L191 208V206L190 205H188L187 203H185V201H186V198H187V195H186V193H182V192H184V191H181V190H179V183H180V186L182 185V184H184V186L185 187H188V188H191L192 186L190 185L191 183H189V181L191 182V180H189L188 178H187V176H186V179L185 180H183L184 179V177H183V175H181V176H178V180L177 181H175L174 182V184H172V185H169V186H165V185H162V186H159L160 188H158L157 190H158V194L159 193H161V194H159V197H161V201H159V202H155L154 204H153V208L151 207V210L149 211V213L150 212H152L153 213V215H154V219H155V217H157L156 219L159 221V219H160V221H159V224L160 225H162V226H160V229H163V230H161L158 234H155V233H153L150 229H149V227H147V226H149L148 225V223H145V224H143L142 225V222H140V223H138L137 225H136V227L135 226H133V225H130V226H125V227H123V225H121L120 223V227L123 229V239H124V241L126 242V241H128V239H129V236H133L134 234H133V232L135 233V235H136V239H138V238H143V239H141V242H142V245L144 244V245H146L145 247V250L144 251H142V254H141V257L139 256V258H142L141 259V263H144V264H165L166 263V261L164 260L165 259V255L167 254V253H169V248H171V247H173L175 244H178L180 247V249L181 248H183V247H185V248H188V250L190 249V252L192 253L193 251H198L199 253H200V255H201V258H202V262L200 263V264H206V263H211V264H213L214 263V261H215V258H217V256L219 255V253H220V251L219 250H224L222 253L224 254H227L226 252H230L231 250H230V248H232L233 246H234V244H236V239L239 237V236H242V234H243V236H244V234H245V240H246V242H248L249 240H251V241H249V243L250 242H252V240H253V235H255V234H257V230H255L254 229V231L251 229V228H249L248 226H246V218H245V216H246V214H248V213H251V212H255L257 209L259 210L260 209V213H257L256 212V214H258V217L262 220L263 219V217H264V163H261V165L259 164V162H256L257 160H256V158L257 159H259L257 156L258 155H260V154H264V109H263V106H259V105H256V106H252V109ZM260 110V111H259ZM263 110V111H262ZM29 111H31V114H30V112ZM103 111V112H102ZM106 111V112H105ZM108 111H110V112H108ZM148 111V112H147ZM18 112V111H17ZM20 112V111H19ZM37 112H38V114H37ZM211 112H214L215 113V110H214V108H213V110H212V106H211ZM48 114L47 115V117H46V114ZM214 113H212L213 115H214ZM223 113V112H222ZM238 113H240V114H238ZM41 114V115H40ZM45 114V115H44ZM94 114H96V115H94ZM112 115V116H110V115ZM140 114V115H139ZM145 114V115H144ZM165 114H167L166 116H165ZM39 115H40V117H39ZM99 115V116H98ZM157 117H156V116ZM244 115V116H243ZM45 116V118H43V117ZM93 116V117H92ZM95 116V117H94ZM104 116V117H103ZM142 118H141V117ZM152 116H153V119H151L152 118ZM160 117V119H159V117ZM165 116V117H164ZM37 117V118H36ZM97 117H98V120H97ZM101 117V119H99ZM105 119L106 117V119L105 120H103V118ZM243 117V118H242ZM54 120H53V119ZM138 118H141V119H138ZM163 118V119H162ZM256 119V121H255V119ZM62 119H64L62 122H61V120ZM94 119V120H93ZM96 119V120H95ZM155 119H157V120H155ZM49 120H50V123H49ZM52 120V121H51ZM103 120V121H102ZM139 120V121H138ZM229 120H230V122H229ZM235 120V121H234ZM247 120V121H246ZM48 121V122H47ZM109 121V122H108ZM136 121H138V122H136ZM154 121V122H153ZM166 121V122H165ZM232 121V122H231ZM59 122L61 123V125L59 124ZM93 122L95 123V122H97V123H95V124H93ZM102 122H104L103 124H102ZM136 122V123H135ZM165 122V123H164ZM168 122V123H167ZM153 123H155V124H153ZM59 124V125H58ZM91 124H93V125H91ZM101 124V125H100ZM150 124V125H149ZM234 124H236V125H234ZM58 125V126H57ZM62 125H63V127H62ZM109 125H110V127H109ZM167 125H168V127H167ZM232 125H234V127L232 126ZM66 126V127H65ZM95 126H97V127H95ZM105 126V127H104ZM161 126H164L163 127V129L161 128ZM230 126H232V127H230ZM236 126V127H235ZM93 127V128H92ZM150 127V128H149ZM60 128V129H59ZM101 128H103V129H101ZM158 128H160L159 130H155V129H158ZM233 128V129H232ZM69 129V130H68ZM99 130V131H98ZM101 130H102V132H101ZM107 130V131H106ZM130 130V131H129ZM164 130H163V132H164ZM192 130V128H187V129H185L184 131H187L186 133H189L190 131ZM214 130L217 132V134H216V132H214ZM234 130H238V133H237V131L236 132H234ZM49 131V130H48ZM66 131H68L67 133H66ZM124 132V134H123V132ZM157 131V132H156ZM102 134H101V133ZM106 132H109V133H106ZM121 132V133H120ZM127 132V133H126ZM162 131H160L159 133H161ZM228 132H229V134L231 135V137H230V135L228 134ZM233 132V133H232ZM60 133V134H59ZM63 133V134H62ZM66 133V134H65ZM113 133V134H112ZM185 133V132H184ZM214 133H215V135H214ZM222 133H223V135H222ZM227 133V134H226ZM252 133V134H251ZM70 134V135H69ZM119 136H118V135ZM123 134V135H122ZM234 134V135H233ZM236 134V135H235ZM67 137H66V136ZM111 135V136H110ZM148 134H147V132H146V134L144 133V136L145 137H148L147 136ZM222 135V136H221ZM63 136V137H62ZM109 136V137H108ZM115 136V137H114ZM119 138H118V137ZM216 138H215V137ZM66 137V138H65ZM117 137V138H116ZM226 139H225V138ZM227 137H229V139L227 138ZM114 138V139H113ZM187 138V137H186ZM215 140H214V139ZM219 138H221V139H219ZM109 139V140H108ZM117 139V140H116ZM122 139V140H121ZM195 139V138H194ZM194 139H192L191 141H193V142H191L188 138L185 140H181L182 141V148L184 147V145L186 146V145H188V146H190V145H192V146H196V147H198L197 146V144L194 142L195 140ZM217 139V140H216ZM60 140V141H59ZM112 140V141H111ZM190 142H189V141ZM111 141V142H110ZM120 144H119V143ZM123 142V143H122ZM189 142V143H188ZM106 143V142H105ZM192 143V144H191ZM253 143H254V145H253ZM110 144H111V146L112 147H110ZM117 144V145H116ZM123 145V146H122ZM25 145H23V147L22 148H26V147H24ZM120 146V147H119ZM195 146L193 147V148H195ZM44 147V146H43ZM110 147V148H109ZM116 147V148H115ZM187 147V146H186ZM186 147H185V151H187L188 152V150L186 149ZM69 148V149H68ZM104 148H105V150H104ZM118 148V149H117ZM256 148V149H255ZM59 149H60V151H59ZM112 149V150H111ZM121 150V151H120ZM256 150V151H255ZM58 151V152H57ZM72 151V150H71ZM109 151V152H108ZM116 151H118V154L116 153ZM251 151V152H250ZM259 153H258V152ZM29 152V151H28ZM101 152V153H100ZM257 152V153H256ZM56 153V154H55ZM106 153H107V155L109 156V154H110V157H107V155H106ZM113 153H116L115 155L113 154ZM186 153V152H185ZM198 153V154H197ZM247 153H249V154H247ZM251 153V154H250ZM35 154V152L33 151V152H30V154H28V155H26V158L28 159L27 161H26V158H25V165H26V163L28 162H30L29 164L27 163V165H26V167L28 166V168H26V169H29L30 171H32V173H34V174H38L39 172H40V169L37 167V168H35L34 167V165L36 166H38L39 164V161H38V159H37V155H34ZM59 154V155H58ZM113 156H112V155ZM231 154V155H230ZM256 156H255V155ZM67 155V156H66ZM95 155H96V157H95ZM103 157H102V156ZM192 155V156H191ZM30 156V157H29ZM32 156V157H31ZM33 156H34V158H33ZM108 158H106V157ZM111 156H112V158H111ZM117 156V157H116ZM191 156V157H190ZM63 157V158H62ZM91 157V158H90ZM102 157V158H101ZM114 157H116V158H114ZM254 157V158H253ZM93 158V159H92ZM105 158V159H104ZM111 158V159H110ZM119 158V159H118ZM190 160H189V159ZM234 158V160L235 161H233L232 159ZM244 158V159H243ZM37 159V160H36ZM66 159H69V161H71L70 162V164L68 163V161L66 160ZM79 159V160H78ZM96 159V160H95ZM107 159V160H106ZM115 159V160H114ZM203 159H204V161H203ZM232 160V162L230 161V160ZM31 160V161H30ZM88 160V161H87ZM113 160V161H112ZM207 160V161H206ZM95 161V162H94ZM105 161V162H104ZM109 161V162H108ZM191 161V162H190ZM200 161V162H199ZM246 161V162H245ZM260 161V160H259ZM114 162V163H113ZM82 163V164H81ZM209 163H210V165H209ZM246 163H247V165H246ZM31 164H33V165H31ZM111 164V165H110ZM188 164H190V166L188 165ZM191 164H193V165H191ZM194 164H196V165H194ZM199 165V167H198V165ZM29 165H31V166H29ZM203 165V166H202ZM207 165H208V167H207ZM245 165H246V167H245ZM257 165L258 166H260V168L259 167H257ZM56 166V167H55ZM108 166V167H107ZM112 166V167H111ZM187 166H189V167H187ZM206 166V167H205ZM211 166V167H210ZM241 166V167H240ZM193 167H194V169H193ZM196 167H198V168H196ZM210 167V168H209ZM245 167V168H244ZM101 168V169H100ZM207 168V169H206ZM231 168V169H230ZM259 168V169H258ZM107 169V170H106ZM235 169V170H234ZM243 169H244V174L240 177V175H238V173H239V170H242L243 171ZM258 169V170H257ZM263 169V170H262ZM61 170H63V171H61ZM67 170V171H66ZM106 170V171H105ZM109 170V171H108ZM190 170H191V172H190ZM237 170V171H236ZM230 171V172H229ZM209 172H211L210 174L211 175H209ZM224 172V173H223ZM233 172V173H232ZM255 172V173H254ZM58 173H59V175H58ZM112 175H111V174ZM214 173V174H213ZM227 173V174H226ZM229 173H231V174H229ZM248 174V176H249V178H248V176L246 175V174ZM47 174V175H46ZM53 174V175H52ZM109 174V175H108ZM252 174H254V176L252 177ZM257 176H256V175ZM61 175V176H60ZM220 175V176H219ZM227 175V176H226ZM49 176L51 177V180H50V178H49ZM57 176V177H56ZM206 176H208V177H206ZM214 176V177H213ZM218 176H219V178H218ZM229 176V177H228ZM235 176V177H234ZM60 179H59V178ZM66 177V178H65ZM69 177V178H68ZM73 177V178H72ZM213 177V178H212ZM238 177V178H237ZM62 178V179H61ZM65 178V179H64ZM182 178V179H181ZM207 179V182H205L206 180L205 179ZM209 178V179H208ZM211 178V179H210ZM227 178H228V180H227ZM231 178H233V180H231ZM241 178H244V179H242V181H241ZM205 180L204 182H203V180ZM224 180V182H225V186H223V185H221L219 182H218V180ZM237 179V181H239L240 182V184H239V182H237L236 181V183H235V180ZM238 179H240V180H238ZM245 179H247V180H245ZM250 179H251V181H250ZM69 180H70V182H69ZM183 180V181H182ZM209 180V181H208ZM244 180V181H243ZM250 181V182H249ZM68 182V183H67ZM183 182V183H182ZM231 182H233V183H231ZM246 182V183H245ZM247 182L250 184V186H249V184H247ZM99 183V184H98ZM100 183H102V184H100ZM189 183V184H188ZM204 183V184H203ZM206 183V184H205ZM228 183H230L229 185H228ZM233 184H234V186H233ZM244 184V185H243ZM105 185V184H104ZM188 185V186H187ZM221 185V186H220ZM240 185H242V186H240ZM246 185V186H245ZM254 185V186H253ZM68 186V187H67ZM177 186H178V188H177ZM198 186V187H197ZM95 189H94V188ZM232 187V188H231ZM198 188V189H197ZM218 188H222V189H220V190H218ZM234 188H235V190H234ZM247 188V189H246ZM64 189H65V191H64ZM68 189V190H67ZM205 189H207V190H205ZM233 189V191H236L238 194H239V196L236 194V198L238 199L239 197V202L238 201H234V200H232L231 199V197H232V193H229L231 190ZM238 189V190H237ZM62 190V191H61ZM225 190V191H224ZM38 191V192H37ZM40 191V192H39ZM71 191V192H70ZM227 191H229V192H227ZM233 191H231V192H233ZM36 196H35V198L32 196V193L31 192H25L23 195H20L18 198V201H17V204L19 205H17L19 208H21V210H20V212H19V214L17 213V215L15 216V214H13L12 215V219H9L10 220V222H9V220L7 219L6 220V217H2V218H0V226H1V228L2 229H0V264H3V258H4V249H3V245H4V241L9 237V233H10V231H11V227L13 226V224H14V222L16 221V218L18 219V220H23V222H25L26 221V218L27 217H29L30 216V214L32 215V213H35L36 211L38 212V211H41V209H43V208H45L46 207V204H47V200H45L44 198H43V192H42V189H39L38 188V190H36ZM42 192V193H41ZM165 192V193H164ZM172 192V193H171ZM174 192H176V193H174ZM178 192V193H177ZM40 193V194H39ZM91 193V194H90ZM171 193V194H170ZM181 193V194H180ZM68 194H69V196H68ZM71 194V195H70ZM169 196H168V195ZM38 195H40V196H38ZM162 195H164V197L162 196ZM200 196V198H199V196ZM222 195V196H221ZM225 195V196H224ZM230 195V196H229ZM30 196H32V197H30ZM219 196V197H218ZM228 196V197H227ZM245 196H246V198H245ZM29 197V198H28ZM38 197H40L39 199H37ZM169 197H171V198H169ZM220 197H222V198H220ZM227 197V198H226ZM28 198V199H27ZM31 198V199H30ZM34 198V199H33ZM41 198H43V199H41ZM66 198H64L65 200H66ZM73 198V199H72ZM83 198V199H82ZM174 198H176V199H174ZM178 198V199H177ZM179 198H181V200H179ZM216 198V199H215ZM32 199H33V201H32ZM164 199V200H163ZM218 199V200H217ZM236 199V200H237ZM245 199V200H244ZM248 199H249V201H248ZM37 200V201H36ZM38 200H39V203H38ZM74 200V201H73ZM76 200H79V202L78 201H76ZM82 200H84V201H81ZM241 200V201H240ZM31 201V202H30ZM36 201V202H35ZM169 201V202H168ZM212 201V202H211ZM217 201V202H216ZM230 203H229V202ZM41 202V203H40ZM75 202H76V204H75ZM170 202H173V203H175V206H174V204H172V203H170ZM243 202V203H242ZM260 202L262 203L261 205H260ZM20 203V204H19ZM29 203V204H28ZM38 203V204H37ZM72 203V204H71ZM78 203H79V205H78ZM81 203V204H80ZM158 203V204H157ZM187 204V206L185 205V204ZM214 203H215V205H214ZM221 203V204H220ZM222 203L224 204V205H222ZM229 203V204H228ZM238 203V204H237ZM248 203V204H247ZM253 203V204H252ZM257 203H259L258 205H257ZM156 204V205H155ZM159 204H161L160 205V208H158L159 206H157V205H159ZM163 204H165V205H163ZM184 205V207H183V205ZM202 204V205H201ZM237 204V205H236ZM24 207H23V206ZM27 205H29V206H27ZM34 205V206H33ZM222 205V206H224V207H220V206ZM227 205V206H226ZM228 205H230L229 206V209H228ZM233 205V206H232ZM248 205V206H247ZM31 206H32V208H31ZM44 206V207H43ZM155 206H157V207H155ZM173 206V207H172ZM182 206L184 209L181 211V209H180V207ZM205 206V207H204ZM232 206V207H231ZM254 206H256V207H254ZM261 206V207H260ZM25 207H27V208H25ZM34 207H36V208H34ZM176 207V208H175ZM178 207V208H177ZM225 207H227V208H225ZM250 209H249V208ZM23 208V209H22ZM30 208V209H29ZM40 208V209H39ZM157 208V209H156ZM170 208H173L174 210H175V213H174V211H172L173 209H170ZM224 208V209H223ZM247 208V209H246ZM256 208V209H255ZM262 208V209H261ZM29 209V210H28ZM32 209V210H31ZM219 209H221V210H219ZM253 209H255L254 211H253ZM153 210V211H152ZM164 212H163V211ZM191 210V211H190ZM240 210V211H239ZM263 210V211H262ZM25 211V212H24ZM34 211V212H33ZM170 211H172L171 213H170ZM183 211H184V213H183ZM193 211V212H192ZM238 211H239V213H238ZM247 211V212H246ZM22 212V213H21ZM31 212V213H30ZM154 212H156V213H154ZM190 212V213H189ZM245 212V213H244ZM24 213V214H23ZM163 213H165V218L164 217H161L162 216V214ZM167 213V214H166ZM176 213L178 214V216H180V218H177V215H176ZM180 213V214H179ZM181 213L182 214H186V217H188V216H190V217H188V218H186V219H184V217L183 216H185V215H181ZM237 213H238V215H237ZM23 214V215H22ZM29 214V215H28ZM226 214V215H225ZM243 214V215H242ZM27 215V217H25ZM167 215V216H166ZM223 215V216H222ZM242 215V216H241ZM14 216V217H13ZM21 216V217H20ZM176 217V219H175V217ZM231 216H233L232 218H231ZM239 216V217H238ZM20 217V218H19ZM222 217V218H221ZM234 217H236V218H234ZM22 218H24V219H22ZM109 218H110V222H112V224L110 225V226H114L115 224H114V218L112 217V216H109ZM152 218V217H151ZM219 218V219H218ZM226 218L228 219V220H226ZM233 218H234V220H233ZM2 219V220H1ZM70 219V221L72 222V220ZM111 219H112V221H111ZM165 219H167V220H165ZM178 219V220H177ZM181 219H183V220H181ZM210 220V222H209V220ZM243 219V220H242ZM162 220V221H161ZM189 220V221H188ZM176 221H178V223L176 222ZM181 221V222H180ZM183 221V222H182ZM205 221V222H204ZM234 223V221H235V223H234V226H232L233 225V223ZM244 221H245V223H244ZM263 221H264V219H263ZM109 222V223H110ZM168 222H170V223H168ZM172 222V223H171ZM173 222H175V224L173 223ZM199 222V223H198ZM208 222V223H207ZM227 222V223H226ZM242 223L241 225H240V223ZM5 223H7V225H5ZM168 223V224H167ZM186 223H187V225H186ZM202 223V224H201ZM204 223V224H203ZM210 223V224H209ZM223 223V224H222ZM226 223V224H225ZM232 223V224H231ZM164 224H167V225H164ZM207 224V225H206ZM225 224V225H224ZM245 226H244V225ZM6 227H5V226ZM141 227H140V226ZM206 225V226H205ZM225 227H224V226ZM233 228H231L230 226ZM8 226V227H7ZM109 226V227H110ZM133 226V227H132ZM173 226V227H172ZM174 226H176V228H174ZM186 226H187V228H186ZM199 226H201V227H199ZM227 226H229V227H227ZM240 226L242 227V226H244L243 228H241V229H239L240 228ZM4 227V228H3ZM145 227H147V229H149V230H147V231H144V229L143 228ZM163 227V228H162ZM171 227V228H170ZM178 227H181V231H180V229H179V231L180 232H178ZM184 227V228H183ZM248 227V228H247ZM13 228V227H12ZM133 228H135V229H133ZM141 228V229H140ZM168 228V229H167ZM171 230H173L172 228H174V229H176V231L174 230V231H171ZM193 228V229H192ZM204 228V229H203ZM229 228H231V229H229ZM238 228V229H237ZM246 228V229H245ZM6 229H8V230H6ZM130 229L132 230V231H130ZM143 229V232H144V234L142 233L141 234V237H140V230H142ZM166 229V230H165ZM185 229V230H184ZM188 229V230H187ZM196 229H197V231H196ZM235 229V231L239 234H237L235 231H231V230H234ZM245 229V230H244ZM6 230V231H5ZM125 230V231H124ZM200 230H201V232H200ZM230 230V231H229ZM244 232H243V231ZM3 231H4V233H3ZM148 231H150V232H148ZM167 231V232H166ZM170 231V232H169ZM190 231V232H189ZM191 231H193V232H191ZM196 233H195V232ZM250 231H252V232H250ZM3 233V235H2V233ZM6 232V233H5ZM152 232V233H151ZM182 232V233H181ZM186 232V233H185ZM200 232V233H199ZM225 232V233H224ZM126 233V234H125ZM147 233V234H146ZM218 233V234H217ZM224 233V234H223ZM240 233H242V234H240ZM255 233V234H254ZM8 234V235H7ZM160 234V235H159ZM186 234V235H185ZM197 234V235H196ZM227 234V235H226ZM147 235V236H146ZM148 235H153V236H148ZM156 235H158L157 237L158 238H156ZM217 235H220V236H217ZM226 235V236H225ZM228 235H230L229 236V240H227V238H228ZM232 235V236H231ZM3 236H5V237H3ZM197 238H196V237ZM213 236V237H212ZM216 236V237H215ZM235 236V237H234ZM2 237V238H1ZM162 237V238H161ZM201 237H202V240H201ZM219 237H221V238H219ZM252 237V238H251ZM128 238V239H127ZM231 238H233V239H231ZM247 238H249V239H247ZM151 239V240H150ZM187 239V240H186ZM193 239V240H192ZM199 239V240H198ZM156 240V241H155ZM182 240V241H181ZM198 240V241H197ZM204 240H205V242H204ZM215 240V241H214ZM211 243H210V242ZM214 241V242H213ZM218 241H221L222 243H223V241H224V243L222 244L221 242V244L218 242ZM145 242V243H144ZM185 242L187 243V244H185ZM147 243V244H146ZM180 243V244H179ZM205 243V244H204ZM226 243V244H225ZM230 243V244H229ZM174 244V245H173ZM183 244V245H182ZM198 244V245H197ZM209 244V245H208ZM213 244V245H212ZM216 244V245H215ZM152 245H153V248H152ZM156 245H159V247H157ZM192 245V246H191ZM196 245V246H195ZM221 245V247H218V246H220ZM192 248H191V247ZM198 246V247H197ZM214 246V247H213ZM201 247H203V248H201ZM224 247V248H223ZM149 248H151V250H156L157 252H154V251H151V250H149ZM179 248H177L173 253H174V256H176L178 259H180L181 260V262H180V260H178V262H175V263H172V264H188V263H186L185 262V260L183 259V258H181V256L183 257V255H182V253H181V251H180V249ZM197 248V249H196ZM217 248V249H216ZM160 249V250H159ZM225 249H227V250H225ZM200 250V251H199ZM208 250V251H207ZM212 250V251H211ZM151 251V252H150ZM160 251H161V253H160ZM179 251V252H178ZM205 251V252H204ZM217 251V252H216ZM124 252H125V250H124ZM124 252H122V254H124ZM147 252V253H146ZM166 254H165V253ZM214 252H215V254H214ZM178 253V254H177ZM206 253V254H205ZM148 254H150V255H148ZM152 254H154V255H152ZM179 254H181L180 256H179ZM211 254V255H210ZM218 254V255H217ZM261 254H264V248H263V251H260V256H261ZM145 255H147V256H145ZM156 255V256H155ZM208 255V256H207ZM1 256H2V258H1ZM144 256V257H143ZM151 256V257H150ZM161 256V257H160ZM206 256V257H205ZM264 256V255H263ZM119 258L118 259H116V258H107L106 260H104V264L105 263H107V264H117V263H119L120 261H123L125 258H122V257H126V255H120V256H118ZM147 257V258H146ZM152 258V259H151ZM211 258H213V259H211ZM149 261H148V260ZM208 259V260H207ZM114 260V261H113ZM116 260V261H115ZM106 261H108V262H106ZM206 261V262H205ZM210 261V262H209ZM183 262V263H182ZM262 264H264V262H262Z\"/></svg>",
	"mask_w": 264,
	"mask_h": 264
}]
</instances>
